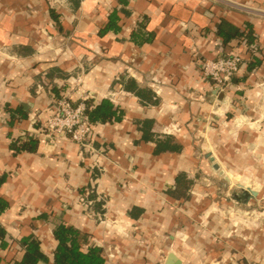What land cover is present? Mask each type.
Masks as SVG:
<instances>
[{
	"label": "crops",
	"instance_id": "1",
	"mask_svg": "<svg viewBox=\"0 0 264 264\" xmlns=\"http://www.w3.org/2000/svg\"><path fill=\"white\" fill-rule=\"evenodd\" d=\"M232 3L264 9V0H0V198L9 203L0 264L21 260L29 236L52 258L61 224L111 254L110 264H264V218H236L208 158L229 149V165L257 184H240L254 192L242 206L264 200L253 179L264 172V17ZM112 14L119 28L103 33ZM223 22L250 33L257 52L225 42ZM219 52L248 62L223 90L201 69ZM78 78L93 107L109 100L121 113L95 124L100 180L86 151L43 132L60 90ZM29 137L35 150L17 153ZM93 183L107 205L89 200Z\"/></svg>",
	"mask_w": 264,
	"mask_h": 264
},
{
	"label": "built area",
	"instance_id": "2",
	"mask_svg": "<svg viewBox=\"0 0 264 264\" xmlns=\"http://www.w3.org/2000/svg\"><path fill=\"white\" fill-rule=\"evenodd\" d=\"M233 7L248 14L264 17V9L251 7L240 3H232ZM246 67V61L239 54H226L219 52L214 58L206 59L201 64V69L204 76L210 79L217 88L223 90L232 85L233 80L243 74ZM76 87V89H75ZM74 90L66 92L60 90L59 96L54 100V105L50 116L44 123V134L50 140L60 139L68 140L77 144L81 150L88 153L91 160V171L97 172L99 180L105 173L102 158L103 151L98 150L94 146L95 124L91 122L88 116V110L93 108L89 105L91 98L82 88V79L78 78ZM76 92H80V100L75 101ZM5 107V98L0 85V111ZM93 191L96 194L97 200L104 205L108 204L107 196L102 194L97 186L93 183ZM104 222L109 219L106 217ZM116 224V223H114ZM108 259L112 258L111 254L107 255Z\"/></svg>",
	"mask_w": 264,
	"mask_h": 264
},
{
	"label": "trees",
	"instance_id": "3",
	"mask_svg": "<svg viewBox=\"0 0 264 264\" xmlns=\"http://www.w3.org/2000/svg\"><path fill=\"white\" fill-rule=\"evenodd\" d=\"M53 19L56 17L54 12L51 13ZM119 16L117 14H112L108 24L103 29V33L110 30H116L118 26ZM143 25L144 21L141 23ZM218 34L224 38L225 42L229 41L231 38H238L239 43L242 44L249 53L255 54L257 49L255 44H252V36L250 33L241 32L239 29L229 27L225 22H223L218 30ZM255 56V55H254ZM248 65V62L246 63ZM89 105L91 103L89 102ZM6 106V105H5ZM7 108V111L11 113V117L14 118L15 115H19L21 118H26L27 115L22 109H12ZM88 116L92 123H111L113 121H119L121 119V113L115 109L114 105L109 100H104L100 105L94 106L92 109L88 110ZM13 120V119H12ZM38 140L34 137H29L27 142L13 145V149L17 152H32L35 150V146ZM97 176V175H95ZM5 178H0V185L4 182ZM83 191L82 193H85ZM93 195V196H92ZM89 200L96 199V194L91 190ZM100 206L103 205L102 202H97ZM9 207V203L0 198V215ZM90 207V206H89ZM91 212L92 208L90 207ZM103 214V211H102ZM94 217V215H93ZM81 231L74 229L73 227L61 224L55 230V239L58 242L57 248L54 252L52 258L46 256L41 250V244L39 240L34 236H29L21 240V246L23 248V255L21 260H15L13 264H110L108 257L104 254L101 247L93 246L87 241H84L81 237ZM0 240L2 246L6 245V232L0 227Z\"/></svg>",
	"mask_w": 264,
	"mask_h": 264
},
{
	"label": "rangeland",
	"instance_id": "4",
	"mask_svg": "<svg viewBox=\"0 0 264 264\" xmlns=\"http://www.w3.org/2000/svg\"><path fill=\"white\" fill-rule=\"evenodd\" d=\"M263 93L261 94L262 97ZM228 136V135H227ZM223 139V136L221 137ZM229 154L230 151L229 149H225L223 151H220V155L222 157V161L217 160V163L220 165L221 167V171L224 172V175L220 176L219 172L215 171L212 168V171L214 172L215 175H217L219 178L222 179V184L223 186H225L223 189L224 191H226V194L229 196V199H231L233 201V206L234 208H236V211H241V215L237 214L236 218H243V220H248L245 221L248 224H251L252 222L254 223H258L259 221L263 220L262 218H264V215H262L261 213L264 212V200H259V202H256V200L254 199V202H252V206L245 208L242 205H245L244 201L242 200V195H240L243 192L242 187H240L239 185H249V186H253L256 187L257 184H254V182H250V184H247L248 181L247 179L249 178L250 175H253L251 171H247L246 167H235V166H231L229 165ZM240 173V175L242 176V180L240 181H235L233 183V179L236 178V176H238ZM258 175L253 176V179H256L255 181H257L256 183H258V185H260V187L262 188L263 186V190H264V172L259 171L257 173ZM224 176H227L229 178V181H226L224 179ZM251 179V178H250ZM239 183V184H237ZM263 183V184H262ZM260 188V190H262ZM235 196L237 197V200L235 199ZM241 199V200H240ZM252 210H254L255 212H253ZM245 211H248V216L249 218L247 219L245 217ZM251 212H253V214H251ZM251 222V223H249Z\"/></svg>",
	"mask_w": 264,
	"mask_h": 264
},
{
	"label": "water",
	"instance_id": "5",
	"mask_svg": "<svg viewBox=\"0 0 264 264\" xmlns=\"http://www.w3.org/2000/svg\"><path fill=\"white\" fill-rule=\"evenodd\" d=\"M261 90H262V92H263V95H262V101H264V85L261 87ZM208 158H209L210 162L212 163V168H213L215 171L219 172V175H220V176L224 175V172L220 170L221 167H220V165L215 161V158H213L211 155H210V156L208 155ZM224 179H225L226 181H229V178H228L227 176H224ZM239 186L242 187L241 185H239ZM242 189H244V188L242 187ZM253 194H254V192H252V191H249V190H243V192H242V196H241V197H242V200H243L245 203H248L249 199H252V198H253ZM235 199L237 200V197H236V196H235ZM240 200H241V199H240Z\"/></svg>",
	"mask_w": 264,
	"mask_h": 264
}]
</instances>
